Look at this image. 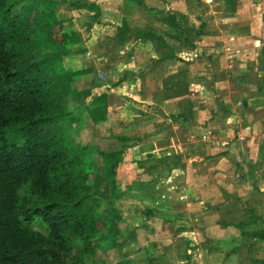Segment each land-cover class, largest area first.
Returning a JSON list of instances; mask_svg holds the SVG:
<instances>
[{
    "label": "trees",
    "instance_id": "obj_1",
    "mask_svg": "<svg viewBox=\"0 0 264 264\" xmlns=\"http://www.w3.org/2000/svg\"><path fill=\"white\" fill-rule=\"evenodd\" d=\"M196 5L202 12L205 4L198 0ZM142 10L155 24H147L131 35L127 18ZM75 18L82 20V28ZM262 18L264 21V14ZM197 19L198 26L191 25L176 11L147 7L144 0H123L120 14L102 10L96 0H0V264H97L92 263L93 257L118 245L116 238L121 230L114 225L122 215L99 196L91 182L94 164L90 161L87 167L86 161L93 152L102 161L113 197L123 192L122 170L138 172L144 168L143 174L149 176L136 182L141 196L149 198L151 204L142 205L139 213L144 223L140 228L133 227L127 236L131 241L137 232H144L149 241L147 264H170L165 261L167 251L149 238H155L157 226L163 223L174 227L177 238L185 244L182 256H195L198 243L191 235L193 226L187 213L174 207L162 192L167 188L163 184L166 177L176 176L174 170L184 171L181 155L149 152L140 161H126L129 150L150 134L115 132L117 128L136 129L150 115L160 112L162 95L166 99L187 95V86L162 89L153 104L118 95L122 102L116 105L111 85L99 82L85 86L97 76L92 61L87 59L83 66L74 67L69 59L88 53L84 33L89 34L95 26H106L118 34L122 45L127 41L151 45L156 65L163 63L166 68L178 62L187 66L202 56L199 40L205 34L207 20L202 15ZM181 50L195 55L188 58ZM207 68V73L212 71L211 63ZM196 79L216 96L213 77L196 74ZM79 89L82 103L71 98ZM258 96V103L263 104L264 93ZM187 103L186 112L170 118H179L182 124L194 123L193 103ZM219 108L217 116L224 120L230 110L221 103ZM69 118L77 122L72 128L80 129L89 120L104 132L101 138L105 148L96 149L89 143L69 148L60 131ZM111 120L112 127L107 125ZM14 135L21 138V144L14 141ZM222 193L224 201L207 209L223 210L231 221L222 220L220 226H233L238 233L228 239L205 235L203 248L224 250L225 258L238 254L239 264H264V259L254 255L256 244L264 243V213L258 214L255 205L239 206L237 197ZM238 212L242 216L238 217Z\"/></svg>",
    "mask_w": 264,
    "mask_h": 264
},
{
    "label": "rangeland",
    "instance_id": "obj_2",
    "mask_svg": "<svg viewBox=\"0 0 264 264\" xmlns=\"http://www.w3.org/2000/svg\"><path fill=\"white\" fill-rule=\"evenodd\" d=\"M96 1L101 5L102 10L106 12L116 14L121 13L123 0ZM144 1L147 7L163 8L168 11L176 12L182 9L183 13L189 11L191 14L188 13L189 18H187V22L191 25L199 24L197 16L201 15L200 11L202 9L196 5L198 0ZM200 1L205 4L203 10L206 9V12L210 8H214L213 5H215V3L211 0ZM186 3L188 4L186 5ZM208 3H210L209 6H207ZM194 5L199 8V11L193 8ZM202 17L207 19L204 15H202ZM127 19L128 24L131 27V35H134L138 29H144L147 24H155L153 19L148 18L143 10L137 11ZM75 20L79 28H82L80 27L83 26L82 20L78 18H75ZM179 21L182 22L183 20L179 18ZM212 24L213 21H207L208 27ZM84 35L87 37L86 45L88 53H85L83 58L79 57L80 54L77 56L72 55L69 59V64L74 67H80L81 65L83 66L84 61L89 59V61H92V63L96 65V78L87 83L85 82V86H94L99 82L111 85L110 91L116 95V105H120L122 102L119 101L118 95L130 97L132 99L135 98V101L144 102L140 97V92L144 89H147L149 93L152 92L157 94V99L162 89L171 90L176 87L187 86V95L180 97L187 98V101L192 97L196 101L195 105L193 106L192 104V106L198 109L202 108L201 100H203L204 97L201 95L203 94V90H200L197 86L191 84L192 71H194V69L195 71H201L202 67H204L203 61H200L201 59L199 60L196 58L191 66L190 64L186 66L176 62V65L171 64V66L164 68L163 63L155 64L156 55L151 45L149 46L142 43L134 44V42L130 41H127L122 45L120 44L118 34L112 32L109 27L95 26L92 32L89 34L84 33ZM180 53L186 57L189 56L188 58H192L195 55V52L191 55V52L186 50H181ZM105 65H108V68H104ZM131 77H134L135 79ZM136 78H138V80H136ZM80 97V89L73 92L71 96V98L82 103ZM153 97L152 94L149 95L147 98L150 102L147 101L146 103H156V99L153 100ZM180 97L166 99V95H162V102L158 104L160 110L158 114L150 115L147 120L141 122L138 127L132 131L120 128L115 129V132L120 134L125 133L127 135L142 136L145 133L144 131L150 134L129 150V153L125 157L126 161H140L146 157L147 153L154 152L158 156L168 153L181 155L182 162L184 163V171L179 172L174 170V175L176 176H169L163 180V184L167 188L162 189V192L169 196V201L173 202L174 207L187 213L188 219L193 226L191 235L198 243V250L195 252L193 258L185 259L182 256L183 251L186 249L185 244L182 240L177 238L174 230L175 228L166 223H163L161 227L157 226V234L155 238L154 236L149 238L152 242L154 241L155 243H158L161 248H164V250L167 251L165 261L170 264H184L186 261H189L190 264H228L226 262L235 264V261H239L238 256L233 255L225 258L224 250H206L203 248L204 239L207 238L205 236L206 231L212 236L219 237L226 233L225 228L228 229V227H221L220 221H231L229 217L226 218L222 214L223 210L217 211L214 208L208 210L207 206L212 205V203H220L221 201H224L222 191H226L227 194L234 195L238 198L239 206L243 205L248 208L255 205V207L258 208L257 213L262 214V212L264 213V200H260L259 203L258 201L253 202L255 199L251 196L250 202H247L249 199L246 200V195L241 198L238 197V181L236 176H224L222 172L214 171V168L207 165L206 163L208 161L203 160L202 157H192L189 154L192 150V146L189 145L187 139L192 138L191 135L186 133V125L190 123L187 122L186 124H182L181 119L179 118L178 120H172L170 118L171 115H173L171 114L173 113L172 109L164 106L169 102L176 101L177 98L180 99ZM186 107H188L187 102ZM196 112L195 115L193 114L194 123L198 122ZM177 113L178 112L174 115L178 116L179 114ZM148 120L151 122H148ZM113 122L111 120L107 125L112 127ZM76 123L77 122L74 118H69L60 126L63 141L68 144L67 146L69 148H79L88 143L93 145V147H96V149H101L102 146L104 147V141L101 138V133L104 132H99V129L89 120L87 121V124L80 129H77V127L72 128V125H76ZM155 123L158 125H164L165 123L166 126L163 130L156 133V130H154ZM197 131L198 129H196V133ZM193 134H195V131ZM14 137V141L17 144L22 143L19 136L14 135ZM90 161L94 164V167L90 171V173L94 175L91 182L97 193L100 197L108 201V204L110 203L114 205L118 209L119 214L121 213L122 215L121 220L114 225V228L121 230V233L116 238L118 245H113L105 252L97 254L92 258V263L103 264L105 259V264H147L148 262L145 259L147 258V255L145 251L149 241H146L147 238L145 239V236H143L144 232H137L136 239L131 241H127V236L133 227L140 228L144 223V220H142L139 213L142 205L151 204L149 198L141 196L139 192L140 188L136 182L138 179H148L149 176L143 174L144 168L139 169L138 171L139 173H142V175H139L138 172H136V169V171L129 168L122 170L119 173V176L123 183V192L122 194H119L118 197H113L112 192L110 191L109 178L104 172L100 157L93 152L92 156L87 158V167L89 166ZM153 178L158 180L155 175ZM174 178L176 180H174ZM232 192L237 194H233ZM239 215L242 216V213L238 212V217ZM200 228L203 229V232L200 231ZM234 230L235 228L231 227L230 230H227V233ZM256 247L257 246L254 247L255 250ZM260 249L261 246L256 251L257 254L254 252V255L258 258L264 259V248Z\"/></svg>",
    "mask_w": 264,
    "mask_h": 264
},
{
    "label": "crops",
    "instance_id": "obj_3",
    "mask_svg": "<svg viewBox=\"0 0 264 264\" xmlns=\"http://www.w3.org/2000/svg\"><path fill=\"white\" fill-rule=\"evenodd\" d=\"M211 1L215 3L214 8L207 12L206 9L200 11L207 21H213L199 41L202 44L199 60L203 61L204 67L201 71L194 69L191 73V84L203 90L201 96L204 98L201 100L202 108L193 107L194 115L197 111L198 122L186 125V133L192 138L187 139L192 146L189 154L202 157L208 161L207 165L214 168V171L222 172L224 176H236L238 197L246 195V200L249 199L247 202H250L253 196V202L259 203L264 200V103H258L259 93H264V0H230L229 3L227 0ZM193 8L199 11L197 6ZM177 13L186 18H189L188 13L191 14L189 11L183 13L182 9ZM208 63H211L212 68L209 73ZM196 74H203L210 79L213 77V90L219 100L210 87L197 83ZM151 94L155 100L157 94L149 93L147 89L140 92V97L147 102ZM189 100L194 106L195 99L190 97ZM186 102L187 98L180 97L164 106L172 109L171 114H180L188 110ZM219 102L230 110L224 120L217 116L220 111ZM160 126L155 123L154 130ZM144 132L143 135L148 134ZM231 227L235 228L228 226V229L225 228L226 233L219 237L212 236L208 231L206 235L213 239H228L238 233L236 228L227 233ZM256 246L255 252L260 246L263 249L264 243Z\"/></svg>",
    "mask_w": 264,
    "mask_h": 264
}]
</instances>
